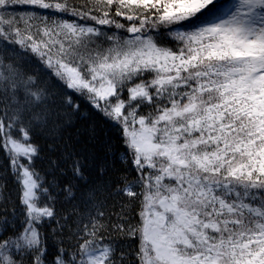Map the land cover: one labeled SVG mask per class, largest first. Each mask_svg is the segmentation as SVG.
<instances>
[{
    "label": "snow or ice",
    "instance_id": "6c2138e0",
    "mask_svg": "<svg viewBox=\"0 0 264 264\" xmlns=\"http://www.w3.org/2000/svg\"><path fill=\"white\" fill-rule=\"evenodd\" d=\"M0 264H264V0H0Z\"/></svg>",
    "mask_w": 264,
    "mask_h": 264
}]
</instances>
